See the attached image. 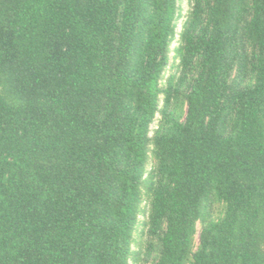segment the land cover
Segmentation results:
<instances>
[{
	"label": "trees",
	"instance_id": "1",
	"mask_svg": "<svg viewBox=\"0 0 264 264\" xmlns=\"http://www.w3.org/2000/svg\"><path fill=\"white\" fill-rule=\"evenodd\" d=\"M179 16L0 0V264H264V0H191L164 81Z\"/></svg>",
	"mask_w": 264,
	"mask_h": 264
},
{
	"label": "rangeland",
	"instance_id": "2",
	"mask_svg": "<svg viewBox=\"0 0 264 264\" xmlns=\"http://www.w3.org/2000/svg\"><path fill=\"white\" fill-rule=\"evenodd\" d=\"M178 5H179L180 16L177 20V35L171 44V52H170L171 61L165 71L164 81H166V79L170 75L178 72L177 67L180 62V57L177 56L178 53L176 51V47L179 45V36H180L179 34H180V31L182 30L183 23L185 22L188 16V13L191 9V0H178ZM157 123H158L157 120L154 121L151 125V129H154ZM150 168H151V164L148 166V170ZM147 205H148V201H147V198L144 196V200L142 202L143 211L139 215V221L135 229V233H134L135 242L133 243V250L137 252L141 251L140 242L144 238V229H145L144 221L147 219V207H148ZM211 210L213 211V213H215V215L219 216L221 215V212L224 210V204L219 201H214V204L212 205ZM200 227H201V224L200 222H198L197 223L198 233L196 234V238H195L196 242L198 241ZM130 264H134L133 259L130 261ZM136 264H138V262Z\"/></svg>",
	"mask_w": 264,
	"mask_h": 264
}]
</instances>
